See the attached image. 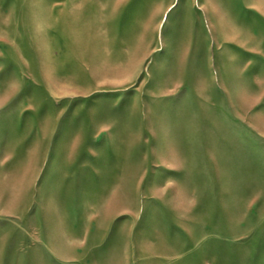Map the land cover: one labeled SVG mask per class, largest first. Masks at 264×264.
Listing matches in <instances>:
<instances>
[{
	"label": "rangeland",
	"instance_id": "rangeland-1",
	"mask_svg": "<svg viewBox=\"0 0 264 264\" xmlns=\"http://www.w3.org/2000/svg\"><path fill=\"white\" fill-rule=\"evenodd\" d=\"M0 264H264V0H0Z\"/></svg>",
	"mask_w": 264,
	"mask_h": 264
}]
</instances>
